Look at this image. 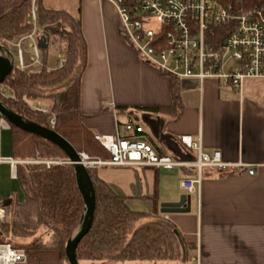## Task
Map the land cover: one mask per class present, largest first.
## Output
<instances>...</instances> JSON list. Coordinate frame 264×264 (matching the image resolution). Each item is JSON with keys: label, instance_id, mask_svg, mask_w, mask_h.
Here are the masks:
<instances>
[{"label": "crops", "instance_id": "crops-1", "mask_svg": "<svg viewBox=\"0 0 264 264\" xmlns=\"http://www.w3.org/2000/svg\"><path fill=\"white\" fill-rule=\"evenodd\" d=\"M60 3L58 9L72 14L81 8L88 55L80 109L88 116L83 123L96 136L116 131L129 136L124 125L133 119L155 150L175 160L197 159L195 152L180 143L181 136L190 135L201 136L204 152L220 151L224 161L246 166L228 175L204 169L202 187L199 194L192 195L189 214L163 215L160 205L178 200L184 192L180 182L192 174L190 170L178 169L174 174L173 170L143 167H102L96 170L98 176L128 197L132 210L163 215L192 246L191 251L199 247L200 264H264V79L248 80L242 92L216 80L202 85L179 82L183 110L173 121L170 113L151 111L172 105L170 78L144 64L124 40L113 4L107 0ZM56 33L41 29L39 34L42 56L46 57L43 66L49 69L56 68L64 48ZM40 103L47 109L51 104ZM250 169L255 170L254 175L248 173ZM156 191L155 207L146 197H153ZM191 251L189 258L178 264H196ZM28 253L27 261L20 264L61 263L56 251Z\"/></svg>", "mask_w": 264, "mask_h": 264}, {"label": "trees", "instance_id": "trees-1", "mask_svg": "<svg viewBox=\"0 0 264 264\" xmlns=\"http://www.w3.org/2000/svg\"><path fill=\"white\" fill-rule=\"evenodd\" d=\"M32 0H0V45L13 51L10 43L27 35L31 27L27 16ZM39 24L45 31L60 25L56 33L64 43L62 68L19 70L6 78L3 87L7 97L0 101L25 120L51 128L49 119L55 117L53 130L59 133L79 153L93 158L109 159V153L96 139L83 119L80 109L81 79L87 66V43L83 35L81 8L76 14L51 5V0H37ZM46 57L43 56V63ZM170 78L172 105L153 108L154 113L166 112L176 121L182 114L183 104L179 81ZM51 102L48 113L34 110L24 100ZM12 130V157L22 160L48 159L68 161L58 146L14 126ZM93 180L97 204L90 232L77 249L80 264H168L189 258L192 246L178 229L163 215L134 211L128 197L104 182L96 170H89ZM17 180L24 192V200L9 195L2 202L6 218L0 226V244L10 238L33 239L41 229L52 233L46 245L35 241L33 250L56 251L61 264H68L65 255L67 241L81 224L84 202L78 189L74 167L70 164L19 166ZM150 199L155 207L158 192Z\"/></svg>", "mask_w": 264, "mask_h": 264}, {"label": "built area", "instance_id": "built-area-1", "mask_svg": "<svg viewBox=\"0 0 264 264\" xmlns=\"http://www.w3.org/2000/svg\"><path fill=\"white\" fill-rule=\"evenodd\" d=\"M116 8L120 18L121 34L147 66L179 82L195 81L200 85L206 80H216L235 91L242 92L251 79H264V0H107ZM27 24L31 31L10 43L13 48L14 68L32 70L43 66L39 42L37 0H32ZM66 63L58 55L56 68ZM55 68V69H56ZM201 89V87H200ZM8 92L0 86V97ZM30 107L41 113L48 109L41 103L24 99ZM51 129L55 117L49 119ZM11 125L0 113L1 133ZM125 136L116 131L113 135L96 136L109 153V159L93 158L79 153L82 164L88 170L102 167H143L172 171L185 169L192 172L180 182L186 194H199L204 169L216 170L220 175L234 174L245 169L241 163L224 161L220 151L212 154L203 150L201 136L180 137V143L197 154L195 161H179L153 148L143 136V128L133 119L124 125ZM68 161L35 159L22 160L0 155V168L10 166L13 178L23 165L67 164ZM255 174L254 169L248 171ZM1 182V178H0ZM5 208L0 201V226L5 219ZM27 252L15 249L10 243L0 244V264H20L27 261ZM191 257L200 264L199 247L191 251Z\"/></svg>", "mask_w": 264, "mask_h": 264}, {"label": "water", "instance_id": "water-1", "mask_svg": "<svg viewBox=\"0 0 264 264\" xmlns=\"http://www.w3.org/2000/svg\"><path fill=\"white\" fill-rule=\"evenodd\" d=\"M40 46L43 47V44ZM0 86L4 84L6 78L13 72V55L10 51L0 45ZM0 113L5 117L11 126H14L28 134L40 137L65 152L68 163L74 167L78 189L84 202V214L80 226L73 236L67 241L65 255L68 264H80L77 258V249L82 239L90 232L97 204L96 192L89 170L82 164L79 152L73 145L62 137L55 130L39 125L35 122L25 120L18 114L11 111L0 101ZM192 206V195L181 194L177 201L163 202L160 205V212L163 215L189 214Z\"/></svg>", "mask_w": 264, "mask_h": 264}, {"label": "rangeland", "instance_id": "rangeland-1", "mask_svg": "<svg viewBox=\"0 0 264 264\" xmlns=\"http://www.w3.org/2000/svg\"><path fill=\"white\" fill-rule=\"evenodd\" d=\"M67 1V0H66ZM53 7L59 8L61 3L60 0H53L52 2ZM60 25L52 26L51 29L54 31L60 30ZM42 29V28H41ZM60 42V39L58 40ZM62 42V41H61ZM51 56H54V54L51 51ZM55 61V59L53 60ZM34 69H39V67H35ZM33 102V101H31ZM37 103V102H34ZM40 103V102H39ZM0 155L4 157H8L12 155V130L11 128L9 130H3L1 133V151ZM32 160V159H31ZM35 160V159H33ZM51 160V159H50ZM25 166V165H23ZM178 169L173 170L172 172L174 174H177ZM0 199H4L5 197L9 195H15L18 196L19 199L22 201L24 200V192L21 188V185L17 178H13L12 171L9 165L4 164L0 168ZM184 194V192L182 193ZM6 218V215H5ZM5 220V219H4ZM52 233L46 229H41L39 233L35 236L33 239H16V238H10L7 243H10L15 249H22L25 250L27 253L30 252L32 249L33 243L39 240H43V242L48 245L51 241ZM37 251V250H36ZM29 253L27 254V256ZM186 256L183 253L182 261L185 260ZM37 259L34 257V261L36 262ZM175 264L180 263V261L174 262ZM61 264V263H60Z\"/></svg>", "mask_w": 264, "mask_h": 264}]
</instances>
